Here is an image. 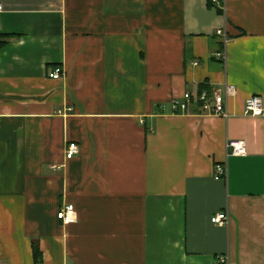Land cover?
I'll return each mask as SVG.
<instances>
[{
    "label": "crops",
    "instance_id": "1",
    "mask_svg": "<svg viewBox=\"0 0 264 264\" xmlns=\"http://www.w3.org/2000/svg\"><path fill=\"white\" fill-rule=\"evenodd\" d=\"M0 4V264H264V0Z\"/></svg>",
    "mask_w": 264,
    "mask_h": 264
},
{
    "label": "built area",
    "instance_id": "2",
    "mask_svg": "<svg viewBox=\"0 0 264 264\" xmlns=\"http://www.w3.org/2000/svg\"><path fill=\"white\" fill-rule=\"evenodd\" d=\"M212 3L218 5L221 9L224 8L221 4V0H212ZM3 11V5L0 4V12ZM217 35L223 38V42L227 43L228 38L223 29L217 30ZM215 57L221 60H226L224 52H218ZM64 72L61 68H56L49 73V78L54 80L62 79ZM229 92H233V87H229ZM196 99L197 102L202 103L204 108L211 113L223 117H228L227 106L225 98L219 92H209L208 89L200 91L197 95L193 96L192 93L186 92L181 99H174L172 101L173 111H188L192 102ZM244 113L247 116L259 117L264 119V102L261 96L254 95L249 97L245 102ZM229 154L232 156H245L247 154V148L244 141H232L228 144ZM79 154V146L75 143H69L65 151V159L67 161L74 159ZM59 168V167H57ZM218 177L226 175V168L219 165L216 168ZM57 217L63 224L68 225L76 221V214L73 205H67L62 208ZM228 220V214L226 212L219 213L211 218V222L216 225H225ZM218 261L224 264H228L226 256H219Z\"/></svg>",
    "mask_w": 264,
    "mask_h": 264
},
{
    "label": "trees",
    "instance_id": "3",
    "mask_svg": "<svg viewBox=\"0 0 264 264\" xmlns=\"http://www.w3.org/2000/svg\"><path fill=\"white\" fill-rule=\"evenodd\" d=\"M4 42H0V46L3 44ZM33 252H34V257L36 262H38L40 260L41 256V251L39 249V246L36 243H33Z\"/></svg>",
    "mask_w": 264,
    "mask_h": 264
},
{
    "label": "rangeland",
    "instance_id": "4",
    "mask_svg": "<svg viewBox=\"0 0 264 264\" xmlns=\"http://www.w3.org/2000/svg\"><path fill=\"white\" fill-rule=\"evenodd\" d=\"M69 225V224H68Z\"/></svg>",
    "mask_w": 264,
    "mask_h": 264
}]
</instances>
